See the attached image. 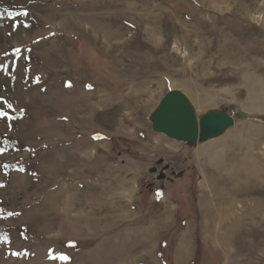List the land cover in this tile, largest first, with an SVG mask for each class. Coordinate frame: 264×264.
Listing matches in <instances>:
<instances>
[{"label": "rangeland", "instance_id": "obj_1", "mask_svg": "<svg viewBox=\"0 0 264 264\" xmlns=\"http://www.w3.org/2000/svg\"><path fill=\"white\" fill-rule=\"evenodd\" d=\"M0 98V264H264V0H0Z\"/></svg>", "mask_w": 264, "mask_h": 264}, {"label": "water", "instance_id": "obj_2", "mask_svg": "<svg viewBox=\"0 0 264 264\" xmlns=\"http://www.w3.org/2000/svg\"><path fill=\"white\" fill-rule=\"evenodd\" d=\"M237 117L246 120L247 114L241 111ZM150 121L156 133L193 146L218 138L235 125V119L225 111L198 118L188 98L178 90L164 96Z\"/></svg>", "mask_w": 264, "mask_h": 264}, {"label": "bare ground", "instance_id": "obj_3", "mask_svg": "<svg viewBox=\"0 0 264 264\" xmlns=\"http://www.w3.org/2000/svg\"><path fill=\"white\" fill-rule=\"evenodd\" d=\"M152 30V29H151ZM147 33V32H146ZM150 35H152V34H150L149 33V36ZM156 37V36H155ZM150 38H151V36H150ZM156 40V39H155ZM189 100V99H188ZM190 101V100H189ZM191 103V102H190ZM192 104V103H191ZM193 106V105H192ZM246 113V112H245ZM247 114V113H246ZM249 118V116H248V114H247V119ZM212 140V139H211ZM205 142H207V141H205ZM201 143H204V142H201ZM200 144V143H199ZM198 146V145H197ZM218 148L219 147H216V145H214V142H212V145L211 146H208V147H206V148H199L198 149V151H197V153L198 154H201V156L202 155H205V154H208V155H210V157H211V155H213V153H216V151L218 150ZM220 150V149H219ZM218 150V151H219ZM249 201V200H248ZM253 201V200H252ZM222 214H224V213H222ZM223 217V216H222ZM223 235V234H222Z\"/></svg>", "mask_w": 264, "mask_h": 264}, {"label": "snow or ice", "instance_id": "obj_4", "mask_svg": "<svg viewBox=\"0 0 264 264\" xmlns=\"http://www.w3.org/2000/svg\"><path fill=\"white\" fill-rule=\"evenodd\" d=\"M24 14L27 15V13H24ZM0 99H2V98H0ZM3 103L7 104L6 101H3ZM7 107H8V108H11L12 106H11V104H7ZM5 116H7V113L4 112L3 109H0V118H3V117H5ZM97 138H99V137H97ZM0 152H2V150H0ZM52 258L55 259L56 257H52ZM59 258H60V259H63V260H67V259H68L66 256H61V257H59Z\"/></svg>", "mask_w": 264, "mask_h": 264}, {"label": "trees", "instance_id": "obj_5", "mask_svg": "<svg viewBox=\"0 0 264 264\" xmlns=\"http://www.w3.org/2000/svg\"><path fill=\"white\" fill-rule=\"evenodd\" d=\"M8 146L10 147V148L8 147L9 149L13 148L12 145H8ZM4 231H5V230H3L2 227H0V236H2V235L4 234Z\"/></svg>", "mask_w": 264, "mask_h": 264}]
</instances>
